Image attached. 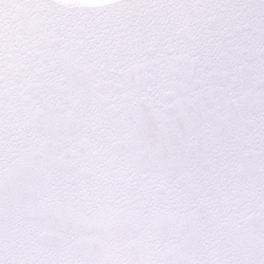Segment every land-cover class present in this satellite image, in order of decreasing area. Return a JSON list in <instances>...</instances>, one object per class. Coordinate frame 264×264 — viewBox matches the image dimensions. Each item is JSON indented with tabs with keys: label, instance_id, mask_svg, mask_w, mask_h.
Instances as JSON below:
<instances>
[{
	"label": "snow or ice",
	"instance_id": "obj_1",
	"mask_svg": "<svg viewBox=\"0 0 264 264\" xmlns=\"http://www.w3.org/2000/svg\"><path fill=\"white\" fill-rule=\"evenodd\" d=\"M0 264H264V0H0Z\"/></svg>",
	"mask_w": 264,
	"mask_h": 264
}]
</instances>
